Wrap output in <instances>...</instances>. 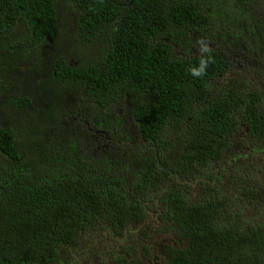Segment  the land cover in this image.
<instances>
[{
    "label": "trees",
    "instance_id": "trees-1",
    "mask_svg": "<svg viewBox=\"0 0 264 264\" xmlns=\"http://www.w3.org/2000/svg\"><path fill=\"white\" fill-rule=\"evenodd\" d=\"M73 1L61 20L57 0H0V105L52 128L80 95L96 109L88 152L78 124L40 146L0 111V264H264V95L213 97L228 62L194 76L185 42L264 0ZM130 92L134 131L109 109Z\"/></svg>",
    "mask_w": 264,
    "mask_h": 264
},
{
    "label": "rangeland",
    "instance_id": "rangeland-1",
    "mask_svg": "<svg viewBox=\"0 0 264 264\" xmlns=\"http://www.w3.org/2000/svg\"><path fill=\"white\" fill-rule=\"evenodd\" d=\"M57 3L61 20L76 11V5L73 0H57ZM245 5L250 6L244 12L236 9L234 13H230V10L225 8L224 11L227 14L223 13L217 18L209 20L211 25L202 33L188 32V37L185 39V42L193 43L194 47L197 48L195 55L200 56L202 54L200 49L202 46L201 42H203V44L210 48L211 53H218L221 58H225L228 62V70L225 77L214 78L209 83L208 89L213 93V97L222 95L225 90H233L236 94H244L247 90H255L264 95V53L260 50L258 41L252 34V29L255 31L256 27L251 28V25H249V22H264V4L251 3ZM177 52L181 53L180 47H177ZM205 54L207 55V53ZM24 69H27V67H24ZM16 88L18 87L12 86L11 90L6 92V97L14 96L17 98L16 95L22 94V89L15 90ZM27 92L29 91L27 90ZM80 96L76 102H71L72 104L70 103L66 106V116L60 121L62 124L54 128L44 126L41 121L28 126L26 118L19 114L17 110L6 105V103L0 105V111L8 118L14 117L15 119H20L22 123L19 125L26 124L22 130L29 137V140L32 142L37 141L40 146L50 144L54 139H63L65 137L71 139L72 136L67 128L73 133L77 131L78 124L80 129H78L76 135H72L76 136L81 145L85 146L84 152H88L92 146L88 145V142L92 140V137L81 134L84 133V131L81 132V129L85 127L83 124L94 114L96 109L92 102H89L84 95ZM139 100L140 97L138 95L130 92L129 96L110 106L111 116L122 118L126 121L127 128L134 131L135 129H130L131 112L135 102ZM80 114L81 117H79ZM78 117L81 118V123H79ZM72 119L74 120L72 121ZM42 127L43 129H41ZM235 150L246 152L243 147H236V145ZM110 155H113V153ZM255 162L257 164V160ZM160 244V238L157 237H154L152 242H150V245L156 250L160 248ZM95 248L96 250L101 249L98 245ZM72 254L75 259L78 258L76 252H72ZM81 257L83 258L80 260L82 264L92 263L88 258H84L82 253ZM67 259L71 260L73 258L67 257Z\"/></svg>",
    "mask_w": 264,
    "mask_h": 264
},
{
    "label": "clouds",
    "instance_id": "clouds-1",
    "mask_svg": "<svg viewBox=\"0 0 264 264\" xmlns=\"http://www.w3.org/2000/svg\"><path fill=\"white\" fill-rule=\"evenodd\" d=\"M201 53H202V56H201V59L199 61V69H191V73L192 75L194 76H202L204 74H206V70L207 68L209 67V65L213 62V58L211 56V50L210 48L203 44V42H201ZM207 53L208 55L205 57L203 54Z\"/></svg>",
    "mask_w": 264,
    "mask_h": 264
}]
</instances>
